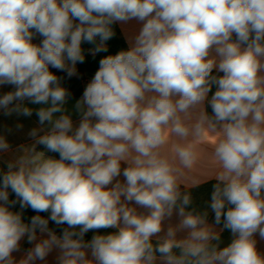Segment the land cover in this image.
<instances>
[{
  "label": "clouds",
  "instance_id": "obj_1",
  "mask_svg": "<svg viewBox=\"0 0 264 264\" xmlns=\"http://www.w3.org/2000/svg\"><path fill=\"white\" fill-rule=\"evenodd\" d=\"M132 21L139 31L99 60L74 124L57 73L78 77L82 44L108 52L113 26ZM0 86L12 87L4 115L35 111L41 126L0 175V264L53 251L57 264H264L254 238L264 239V0H0ZM206 134L217 137L209 207L234 237L223 248L180 190ZM9 148L0 136V152ZM22 240L32 247L17 262Z\"/></svg>",
  "mask_w": 264,
  "mask_h": 264
},
{
  "label": "crops",
  "instance_id": "obj_2",
  "mask_svg": "<svg viewBox=\"0 0 264 264\" xmlns=\"http://www.w3.org/2000/svg\"><path fill=\"white\" fill-rule=\"evenodd\" d=\"M115 31V36H118L122 39L125 43L126 47L130 46V42L135 34L139 31L140 24L136 21H132L128 24H116L113 26ZM40 40L38 36L34 39V43H39ZM213 72H216L215 70ZM95 72L87 73L85 78L81 81V91L83 93L84 87L86 84L91 80L92 76ZM63 85L72 91L73 88L69 84L67 78L64 77L62 81ZM12 90L11 86H0V95ZM216 90V86L213 85L212 92ZM209 94V98L211 97ZM82 95V94H81ZM80 95V96H81ZM80 96H74L70 99L66 105L68 111L72 113V118L74 124L79 123V116L75 114L73 105L75 104V100L78 99ZM27 106L33 108L34 110L40 107V105H31L25 101ZM206 110L211 114V108L206 106ZM22 125V128H18L17 125ZM41 127L38 123V118L35 115V111L31 117H24L19 116L17 114H12L11 116L4 115L3 110H0V136H4L10 144V148L6 152H0V172H6L7 164L9 162L15 161L21 154V148L31 146L34 141L32 138L28 136L29 131L32 128H39ZM45 131H47V125L44 126ZM40 134H43L41 132ZM217 137L206 134L204 141L201 142L199 146H197L196 151L198 154V162L197 164L191 169L186 170L185 175L182 178V183L180 186L181 192L190 193L192 198V203L189 206V210H195L199 213L207 212V223L211 226L215 231L220 232L221 234V242L220 247L223 248L231 243L232 239L234 238L231 232L227 229H223V223L220 225H216L214 222V213L209 207L211 193L213 191V185L216 183L215 180V168L213 162L210 160V151L211 149L207 147V145H212L216 142ZM37 151L38 146H37ZM47 156H50L46 154ZM53 157V156H51ZM56 158V157H53ZM58 159V158H57ZM126 165L122 164V169ZM118 179L123 182L124 177L121 175ZM111 187V185H109ZM264 195V193H262ZM129 206H133L137 208V211L140 213H147V209L140 208L138 205L131 203ZM179 222V217L175 214L170 220L164 221V230H167L169 224L175 225ZM103 230V229H101ZM116 229H107L106 232L101 231V234H107L110 232H114ZM161 236L164 235V232L160 234ZM187 235V232H179L178 238H183ZM44 238L43 236L38 234V240ZM256 239V247L257 250L264 255V239L259 237L257 233L254 237ZM156 237H153V242L155 243ZM32 247V245L28 244L26 240L21 241V251L14 252L13 256L15 260L18 262L19 260L24 258L25 252L28 248ZM58 255L57 251H53L49 254L46 258V261L41 262L37 261V264H57L56 256Z\"/></svg>",
  "mask_w": 264,
  "mask_h": 264
},
{
  "label": "trees",
  "instance_id": "obj_3",
  "mask_svg": "<svg viewBox=\"0 0 264 264\" xmlns=\"http://www.w3.org/2000/svg\"><path fill=\"white\" fill-rule=\"evenodd\" d=\"M38 39L41 40L42 38L38 36ZM108 45V52H102V53H98L95 56L91 55L90 53V49H92L94 47V45L88 44V43H83L82 44V49L84 51L85 54V62L83 64H78L77 65V69H78V77H72V78H67L66 74L64 73H57L60 76H63L65 78L68 79L69 84L71 85V87L73 88L72 91H70L74 96H80L82 94L81 91V81L85 78V75L87 73H91V72H95L98 67H99V60L101 58H103L106 55H114L117 52H119L120 50H126L127 47L125 45V43L122 41L121 38H119L118 36H114L111 40H109L107 42ZM52 71H56L55 69H52ZM214 75H222V73H217V72H213ZM38 150L39 151H44L43 146H38ZM46 154L59 158V154L58 153H51V152H46ZM3 172H0V175H2ZM10 199H15L14 194L10 195ZM13 210H19V205L17 204L16 207ZM36 213H34L31 209H28L24 212V220L25 222H28L30 217L32 215H35ZM40 215L42 216H48L49 213H40ZM223 223V222H222ZM49 227L50 228H54L57 233H60V229L57 228L54 224H52V222H49ZM94 233H92L91 231L89 233L86 234L85 239H91L92 235Z\"/></svg>",
  "mask_w": 264,
  "mask_h": 264
},
{
  "label": "rangeland",
  "instance_id": "obj_4",
  "mask_svg": "<svg viewBox=\"0 0 264 264\" xmlns=\"http://www.w3.org/2000/svg\"><path fill=\"white\" fill-rule=\"evenodd\" d=\"M99 231H100V232H101V231H103V232H106V231H107V229H103V230H99ZM92 233H93V232H92Z\"/></svg>",
  "mask_w": 264,
  "mask_h": 264
}]
</instances>
